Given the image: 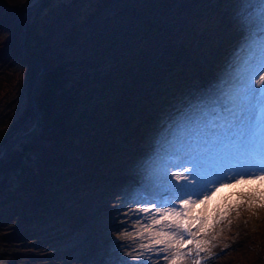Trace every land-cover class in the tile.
Masks as SVG:
<instances>
[{
	"label": "trees",
	"instance_id": "trees-1",
	"mask_svg": "<svg viewBox=\"0 0 264 264\" xmlns=\"http://www.w3.org/2000/svg\"><path fill=\"white\" fill-rule=\"evenodd\" d=\"M30 1L0 0V152L33 125L40 67L32 58L45 67L39 126L0 159V264H49L52 224L84 219L80 195L119 169L121 144L151 132L198 75L173 59L186 40H153L169 29L162 8L177 28L176 9L198 0H43L28 10L24 33ZM187 30L185 44L204 36Z\"/></svg>",
	"mask_w": 264,
	"mask_h": 264
},
{
	"label": "snow or ice",
	"instance_id": "snow-or-ice-1",
	"mask_svg": "<svg viewBox=\"0 0 264 264\" xmlns=\"http://www.w3.org/2000/svg\"><path fill=\"white\" fill-rule=\"evenodd\" d=\"M239 4V40L224 69L160 122L139 164L129 197L137 219L116 233L128 257L119 264H205L219 225L241 208L264 209V0ZM255 181L262 187L209 208L222 188Z\"/></svg>",
	"mask_w": 264,
	"mask_h": 264
},
{
	"label": "rangeland",
	"instance_id": "rangeland-1",
	"mask_svg": "<svg viewBox=\"0 0 264 264\" xmlns=\"http://www.w3.org/2000/svg\"><path fill=\"white\" fill-rule=\"evenodd\" d=\"M168 9L162 8L159 11L163 15L164 25L169 28L168 31L161 28L163 34L151 39L158 40L160 44L168 42L171 46H177L180 41L190 40L186 35H192L187 29L192 31L196 29L197 36L201 32L204 33V36L200 35L196 41L191 40L188 44L180 43V48H174L176 49L174 51L181 54L173 59L177 60L176 65L180 66L184 73L194 72V68L200 71L197 79L190 82V88L173 103L174 106L206 86L204 81L212 78L211 68L216 71V77L224 69L239 40L236 17L240 4L239 0H198L192 6L184 3L176 9L179 16L177 21L179 19L180 23L176 25L177 28L164 17ZM167 36L173 40L162 41ZM197 36L194 35L193 38ZM149 42L152 44L155 41ZM191 45H194V48H191ZM4 96H0V106L5 101ZM171 111L172 108L164 115H168ZM7 118L8 116H5L3 119ZM152 122L153 131L145 134L141 140L125 141L121 144L119 154L124 156L126 153L125 160L133 149H139L143 158L147 155L160 125V121ZM140 162L136 164L127 160L119 166V169L112 170L105 177H101L99 184L93 185L94 182L90 184V190L78 198L81 200L79 203L82 207L80 209H77L78 206L75 207L76 215H85L83 220L70 225L69 221L61 217L59 223L52 224L54 228L51 233L44 235H52L44 244L48 255L46 260L49 264H119L121 259H128L123 256V250L118 247L119 244L126 242L117 241L116 233L124 227L121 221H127L130 226L131 222L137 219L134 211L137 205L126 203L130 201L128 190L130 192L140 184L138 174ZM124 185L127 186L125 189ZM260 187H262L260 182L255 181L250 186L237 184L222 188L209 208L214 207L217 201L223 202L227 197H230V200H236L242 191L248 192L249 188L259 189ZM197 207L203 206L197 205ZM255 212L256 214L253 215L245 208H241L239 217L232 213L231 225L225 221L217 227L219 236L214 242L216 246L212 249V259L205 257V264H264V209H256ZM32 229H36L41 234L40 227H36L35 224L32 225ZM74 240L79 242L78 248L74 253L67 255L65 246ZM160 264L164 262L161 261Z\"/></svg>",
	"mask_w": 264,
	"mask_h": 264
},
{
	"label": "water",
	"instance_id": "water-1",
	"mask_svg": "<svg viewBox=\"0 0 264 264\" xmlns=\"http://www.w3.org/2000/svg\"><path fill=\"white\" fill-rule=\"evenodd\" d=\"M42 1L43 0H32L25 6V9H24V11H23V13L21 15V22L24 25V33L26 31V21H25V19H26V15H27L28 10L31 9L32 7L38 5ZM22 45L23 46L25 45V34L22 37ZM30 58H32V57H30ZM32 61L35 62L40 67V71H39V73L36 75V77L34 79L32 91H31V102H32V106H33L36 118H35V121H34L33 125L29 129H27L26 131H24V132L20 133L19 135H17L12 141H10L4 147V149L0 152V159L5 157L9 153V151L21 139H23V138L27 137L28 135H30L31 133H33L38 128L39 122L41 120V114L39 112V109H38V106H37V103H36V100H35V90H36V87H37L39 76L44 71L45 67H44V65L41 62L37 61L36 59L32 58Z\"/></svg>",
	"mask_w": 264,
	"mask_h": 264
},
{
	"label": "bare ground",
	"instance_id": "bare-ground-1",
	"mask_svg": "<svg viewBox=\"0 0 264 264\" xmlns=\"http://www.w3.org/2000/svg\"><path fill=\"white\" fill-rule=\"evenodd\" d=\"M210 75L212 76V78H207V79L204 81L205 84H209L211 81L214 80V78H216V71H215L213 68H211ZM140 154H141V152H140ZM141 160H142V158H141V157H138V159L135 161L136 164H137L138 162H140ZM131 192H132V191L129 192V190H128L127 193L130 194ZM129 200H130V199H129ZM131 203H133V202L128 201L126 204L130 205ZM78 243H79V242H78L77 240H74L73 242H72V241L68 242V244L65 246V249H64L65 252L67 253V255L75 252V250L78 248V245H77Z\"/></svg>",
	"mask_w": 264,
	"mask_h": 264
}]
</instances>
